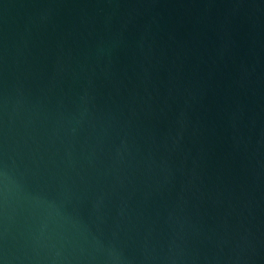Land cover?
<instances>
[{
	"label": "water",
	"instance_id": "obj_1",
	"mask_svg": "<svg viewBox=\"0 0 264 264\" xmlns=\"http://www.w3.org/2000/svg\"><path fill=\"white\" fill-rule=\"evenodd\" d=\"M0 264H264V0H0Z\"/></svg>",
	"mask_w": 264,
	"mask_h": 264
}]
</instances>
